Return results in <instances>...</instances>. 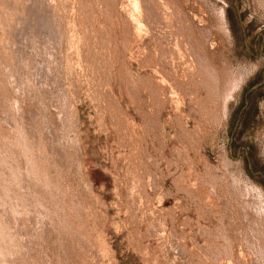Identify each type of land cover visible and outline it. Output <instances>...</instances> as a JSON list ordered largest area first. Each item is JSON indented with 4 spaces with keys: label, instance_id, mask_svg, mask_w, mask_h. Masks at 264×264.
I'll return each mask as SVG.
<instances>
[{
    "label": "rangeland",
    "instance_id": "rangeland-1",
    "mask_svg": "<svg viewBox=\"0 0 264 264\" xmlns=\"http://www.w3.org/2000/svg\"><path fill=\"white\" fill-rule=\"evenodd\" d=\"M263 44L264 0H0V264H264Z\"/></svg>",
    "mask_w": 264,
    "mask_h": 264
},
{
    "label": "flooded vegetation",
    "instance_id": "flooded-vegetation-1",
    "mask_svg": "<svg viewBox=\"0 0 264 264\" xmlns=\"http://www.w3.org/2000/svg\"><path fill=\"white\" fill-rule=\"evenodd\" d=\"M263 49H264V44H263ZM258 81H260V82H258ZM263 87H264V69H260V70H257L253 74L252 78H249V80L245 83V86L243 88L246 91L245 98H244V101L246 102L245 111L252 104V98H251L252 93H254V91H256V90H258L260 88H263ZM240 141H241L240 134L237 133L234 136V138H233V140L231 142L232 143L231 145L232 146L241 147L240 146V143H241ZM239 153H241V150L239 151ZM245 158H246V160H248V163L251 162L252 165L254 166V168H257L258 160H257V156L254 154L253 150L248 148L247 152L245 153ZM258 173L260 175H263L262 172H260V171H258Z\"/></svg>",
    "mask_w": 264,
    "mask_h": 264
},
{
    "label": "bare ground",
    "instance_id": "bare-ground-1",
    "mask_svg": "<svg viewBox=\"0 0 264 264\" xmlns=\"http://www.w3.org/2000/svg\"><path fill=\"white\" fill-rule=\"evenodd\" d=\"M235 89V88H234ZM229 93V92H228ZM231 95V94H230ZM179 253V252H178Z\"/></svg>",
    "mask_w": 264,
    "mask_h": 264
}]
</instances>
